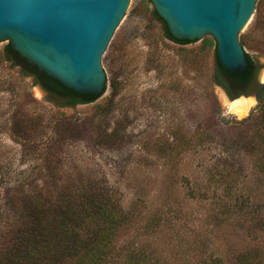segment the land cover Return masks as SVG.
Segmentation results:
<instances>
[{"label":"rangeland","instance_id":"1","mask_svg":"<svg viewBox=\"0 0 264 264\" xmlns=\"http://www.w3.org/2000/svg\"><path fill=\"white\" fill-rule=\"evenodd\" d=\"M258 2L239 34L254 63L252 83L233 86L217 77L233 94L231 101L248 104L244 115L229 108L212 79L215 47L200 49L204 39H214L173 43L158 19L134 25L105 49V92L94 102L72 106L49 102L32 77L21 76L4 61L8 42L1 41L0 213L12 212L10 202L26 193L39 194L41 185L71 180L77 173L86 178L88 170L117 185L125 209L142 200L128 234L155 241L152 258L161 264H170L181 246L192 244L190 232L196 230L188 223L197 214L183 216L182 208L187 212L204 205L203 211H212L209 201L216 200L230 212L237 200L248 199L251 214L264 213V5L258 21ZM60 121H68L71 129L56 131ZM193 183L199 193L193 192ZM173 205L180 209L173 212ZM2 223L0 217V231ZM257 226L235 227L222 242L209 239L208 245L215 253L224 251L225 264H234L231 248L237 252L257 242L264 252V231H256Z\"/></svg>","mask_w":264,"mask_h":264},{"label":"trees","instance_id":"2","mask_svg":"<svg viewBox=\"0 0 264 264\" xmlns=\"http://www.w3.org/2000/svg\"><path fill=\"white\" fill-rule=\"evenodd\" d=\"M263 1L258 2L259 12L257 11L256 16L258 21L264 17L261 16L260 10V5H264ZM152 15L163 22L165 38L168 41L181 45L192 42L173 38L164 21L154 10ZM240 43L244 45L243 41ZM210 46L215 47L212 79L226 90L230 99H233V94L217 77L222 75L228 78L229 84L233 86L252 83L250 78L254 63L245 52L248 62L246 71L230 72L218 62L216 44L212 40L204 39L200 49ZM1 58L10 66L17 67L21 76L32 77L34 83L47 91L48 101L57 107L91 103L99 97L95 94L79 93L64 86L20 56L9 43L3 47ZM260 89L261 108L264 113V87ZM260 89L257 92L258 97ZM53 98L63 99V102L58 103ZM262 117L264 119V115ZM61 121L55 125L56 131L59 128L61 131H69L71 128L68 121ZM39 126L41 124L37 121L35 127ZM51 148L52 146L49 150ZM86 172H88L86 178L77 173L74 179L55 182L53 186L41 185L37 189L39 194L26 193L28 196L24 195L10 202L11 211L18 214L15 219L11 217L12 212L0 213L3 221L0 231V264H161L156 258H152L154 246L157 245L155 241L147 239L142 234L138 236L137 233L135 237L128 234L129 229L137 223V214L133 210L142 203V200H135L129 209H125L118 195L117 185L97 179L88 170ZM209 175V179L212 180L210 172ZM192 190L194 193L201 191L196 184ZM209 202L213 204V210L207 212L206 209L203 211L204 205H198V210L191 209L187 212L185 208L180 209V206L173 205V212L180 209L183 216L197 214L200 217L196 218V215L190 218L191 224L188 225L196 230L190 232L192 244L188 248L181 246L179 257H171L170 264H192L193 258L197 259L193 264H225L224 251L222 249L216 253L212 251L208 245L209 239L222 242V238L231 233L229 230L238 226L253 230L258 225L256 231L259 233L264 231V213L251 214L247 210L248 199L237 200L233 204L234 209L230 210L231 213L235 210L232 214L221 209L225 208L221 202L216 200ZM156 226H159L158 222ZM155 229L159 233L158 229ZM125 236L132 240V244L124 243L122 238ZM260 247L261 244L257 242H247L239 247L237 252L231 248L233 263L264 264V252ZM180 257L182 262L179 261Z\"/></svg>","mask_w":264,"mask_h":264},{"label":"water","instance_id":"3","mask_svg":"<svg viewBox=\"0 0 264 264\" xmlns=\"http://www.w3.org/2000/svg\"><path fill=\"white\" fill-rule=\"evenodd\" d=\"M257 1L0 0V42L7 41L64 86L100 96L107 86L103 52L134 25L156 19L153 10L173 38L195 41L210 36L220 65L244 73L248 62L239 34L251 20Z\"/></svg>","mask_w":264,"mask_h":264},{"label":"bare ground","instance_id":"4","mask_svg":"<svg viewBox=\"0 0 264 264\" xmlns=\"http://www.w3.org/2000/svg\"><path fill=\"white\" fill-rule=\"evenodd\" d=\"M224 101L228 103L229 108L232 109L235 113L239 115H244L248 109V104L244 101H229L226 99L225 96H223ZM228 108V109H229Z\"/></svg>","mask_w":264,"mask_h":264}]
</instances>
